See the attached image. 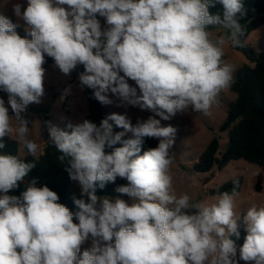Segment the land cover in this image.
I'll return each mask as SVG.
<instances>
[{"label":"clouds","instance_id":"9594fccd","mask_svg":"<svg viewBox=\"0 0 264 264\" xmlns=\"http://www.w3.org/2000/svg\"><path fill=\"white\" fill-rule=\"evenodd\" d=\"M216 4L222 15L209 11ZM11 8L31 39L0 14V92L7 94V106L0 98V149L15 120L18 142L30 155L38 151L26 138L29 121L22 113L44 95L45 55L65 76L82 65L79 85L101 104L118 101L117 107L152 115L133 124L126 114L112 113L99 125L68 123L70 131L44 122L59 161L67 159L65 170L80 186L75 213L35 178L11 195L36 165L0 154V264H264V206L237 217L238 181L215 203L178 197L170 174L177 128L161 125L189 108L209 115L221 90L235 82L224 45L245 46L243 0H27V7L15 2ZM213 26L226 36L212 39ZM109 121L123 131L114 132ZM146 138L159 143L141 155ZM117 178L127 181L115 188L120 195L97 196V188ZM241 228L246 236L237 249L232 237L239 239ZM89 240L91 247L81 251Z\"/></svg>","mask_w":264,"mask_h":264},{"label":"rangeland","instance_id":"374dc122","mask_svg":"<svg viewBox=\"0 0 264 264\" xmlns=\"http://www.w3.org/2000/svg\"><path fill=\"white\" fill-rule=\"evenodd\" d=\"M15 2H20L24 7H27V0H0V14L8 13L15 17L11 8V4ZM99 20L102 28L106 29L108 26L105 18ZM18 22L27 31H30L23 21ZM209 31L212 39L226 36V30L218 26L211 27ZM246 43L256 51H264V26L252 32ZM224 53L223 60L234 68V73L243 65L250 64L241 52L231 46L230 41H226ZM83 70V66L78 65L70 76H65L55 67L54 63L49 69L45 70V91L40 103L29 104L26 111L22 113V116L29 121L26 138L34 141L39 146L35 157H39L44 153V149L49 142L48 133L44 126L45 121H50L52 124L66 130L68 123H80L89 115V101L78 80V74ZM121 75L123 74L121 73ZM128 83L135 86L132 80H128ZM68 86H71L70 94L62 98V93ZM236 97L237 95L230 88L223 89L217 98L218 103L210 109L209 115L192 111L189 108L184 114H177L169 121L161 120V125H171L177 128L175 143L171 149L175 159L170 166L174 193L178 197L183 194L189 195L191 202L211 204L216 202L215 197L217 196L209 195V190L218 188L232 178L243 177L244 183L241 192L234 197L235 213L239 217L241 213L246 214L250 207L264 206V167L239 160L231 162L222 171L214 169L210 173L203 174L192 170L194 164L199 160L214 137L219 138L220 151L225 150L228 138L225 132L220 131V126L226 119L229 103L233 102ZM0 98H2V92H0ZM4 100L7 105V94H5ZM116 103L118 101L112 105L103 104V106L111 114H126L133 124L138 119H147L149 115H152L148 111H141L138 107L127 104L117 107ZM17 127L18 124L13 120V131L9 137L19 141L16 135ZM127 136L131 137V134L128 133ZM26 155L30 154L20 143V157ZM77 185L80 190L78 183ZM258 187L261 189L260 191L257 190ZM121 198L130 199L127 196H121ZM90 247L91 240L81 246V251ZM240 264H245V262L240 261Z\"/></svg>","mask_w":264,"mask_h":264},{"label":"trees","instance_id":"16d2710c","mask_svg":"<svg viewBox=\"0 0 264 264\" xmlns=\"http://www.w3.org/2000/svg\"><path fill=\"white\" fill-rule=\"evenodd\" d=\"M243 2L247 14L240 18V23L245 29V35L241 38L245 46L235 49L241 52L250 64L243 65L234 73L235 82L230 89L237 97L229 103L226 119L220 126V131L227 134L226 148L221 152L219 138L214 137L199 160L194 164L192 170L196 173H210L214 169L222 171L231 162L239 160L264 167V51H256L246 43L252 32L264 26V0H243ZM209 11L214 15H222L223 10L221 5L216 4ZM4 15L11 18L14 23L18 22L11 14L4 13ZM97 18L102 19L103 17L98 16ZM16 31L21 37L27 36V30L21 24ZM27 38L31 39L30 36H27ZM45 61L43 67L47 70L52 66L54 60L46 56ZM83 91L89 101V115L86 119L99 125L100 121L111 113L94 98L92 89L83 87ZM5 94L2 92L3 99H5ZM109 122L113 123L114 132L123 131V129L115 126L114 122ZM66 130L70 131V129ZM127 138L130 137L126 135L124 139ZM4 143L5 148L0 149V154L16 155L21 160L36 165L25 180L19 183L18 189L10 193L11 195L19 196L27 189L31 180L35 178L37 187L48 186L58 194V203L64 204L73 213L78 211L73 202V197L82 198L77 185L78 182L69 178V174L65 170L67 159L61 163L58 159L61 153L51 143L45 147L44 153L39 157L33 155L20 157V143L9 136L4 137ZM158 143L157 139L146 138L140 154L142 155L143 151L148 148L156 147ZM120 146L122 145L117 144L115 147ZM107 151L110 152L111 149ZM234 181H238L235 191L236 195L239 194L244 183L243 177L232 178L218 188L209 190V195L218 196L224 191L231 192L234 188ZM125 184H127L125 179L117 178L115 183H107L103 189L97 188L96 194L99 197L114 198L120 195L115 192V188ZM257 190L260 191L261 189L258 187ZM83 198L87 199V197ZM244 214L241 213L239 218H242ZM74 223H78L75 217ZM245 236L246 232L241 228L239 239L232 237L235 240L237 249L242 246Z\"/></svg>","mask_w":264,"mask_h":264},{"label":"water","instance_id":"95a60500","mask_svg":"<svg viewBox=\"0 0 264 264\" xmlns=\"http://www.w3.org/2000/svg\"><path fill=\"white\" fill-rule=\"evenodd\" d=\"M48 144H50V142H48Z\"/></svg>","mask_w":264,"mask_h":264}]
</instances>
